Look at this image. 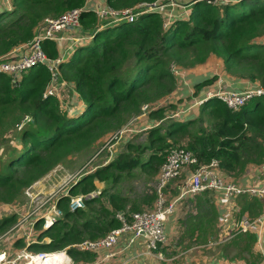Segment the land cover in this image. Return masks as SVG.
<instances>
[{"label":"trees","instance_id":"trees-1","mask_svg":"<svg viewBox=\"0 0 264 264\" xmlns=\"http://www.w3.org/2000/svg\"><path fill=\"white\" fill-rule=\"evenodd\" d=\"M8 1L6 8L0 0V58L25 46L46 18H56L73 8L80 9L77 34L85 39L72 46L55 71L59 81L75 90V106L63 105L67 100L64 92L62 101L54 94H45L52 72L44 63L23 70L17 79L0 72V146L9 142L6 133L20 126L18 140L7 147L5 161L0 162V203H18L26 187L72 155L99 145L127 126L142 112L143 105H150L151 119L163 117L166 106L156 105L178 88L173 66L194 69L216 58L227 74L264 85V0L215 4L200 0L191 6L188 18L177 17L165 28L156 12L143 13L133 21L106 24L85 0ZM139 1L152 0H105L116 9ZM42 48L48 58L59 56L56 40L43 39ZM216 79L217 74H212L194 82L192 95H199ZM171 104L178 107V114L168 118L163 131L162 127L147 125V141L127 139L123 150L73 181L68 187L70 195L98 190L96 181L105 187L96 196H86L84 206L74 211L69 209V196L60 197L57 204L63 210L62 217L45 228L38 221L37 240L27 245L28 250L66 248L75 262H93L95 253L68 246L102 237L118 227V213L129 220L132 212L154 207L155 187L146 185L142 194L132 198L120 193L116 183L136 169L156 181L172 147L192 151L197 161L192 168L215 160L216 169L235 180L248 167L263 163L264 94L250 98L237 110L211 96L199 104L194 102L198 112L193 115L181 114L187 106L184 102L180 105L173 100ZM30 122L33 126L27 125ZM214 196L211 189L201 191L194 212L178 219L177 243L182 248L208 242L214 236L219 217ZM236 198L240 214L245 209L251 215L262 210V200L256 196L243 193ZM15 216L0 218V230ZM233 234L227 244L234 245L236 257L244 264H256L261 255L252 251L255 236ZM19 242L17 239L16 244ZM165 248L163 245L160 250Z\"/></svg>","mask_w":264,"mask_h":264},{"label":"built area","instance_id":"built-area-1","mask_svg":"<svg viewBox=\"0 0 264 264\" xmlns=\"http://www.w3.org/2000/svg\"><path fill=\"white\" fill-rule=\"evenodd\" d=\"M85 0V5H86ZM200 0H152V1H139L132 6H126L121 8H112L109 5H98L95 10V15L99 20L106 21V24H112L121 20L133 21L137 19L141 14L146 12H156L162 17L163 27H167L175 18L183 17L187 9ZM207 3H223L229 0H202ZM189 12V14H190ZM189 17V15H188ZM73 26L78 30L80 26V9L73 8L65 12L64 14L56 18H46L43 25L35 32L31 40L23 47L28 48V52L15 59L0 58V72L11 75L13 79H17L19 74L23 71L37 65L44 63L52 72V80L45 89V94L56 95L60 101L63 100V94L59 87L68 85L65 81L61 82L56 77L55 73L57 64L62 60L60 58H48L46 52L42 48L43 39H53L57 42L60 41L58 32ZM85 37L82 34H72L67 37V41L72 45H76L83 41ZM173 72L179 77L181 71L177 67H172ZM63 83V85H62ZM264 94V85L253 84L251 86L237 89V88H225L218 87L216 90H208L203 98H200L196 103H201L205 98L211 96H217L228 107L233 110H237L246 101L256 95ZM146 109L147 105H143ZM142 106V108H143ZM178 113L176 112L175 115ZM130 128L125 126L118 132L114 133V136H122L126 131L130 132ZM197 161L190 149L185 147H172L166 155L164 162L160 165L157 177V199L154 207L147 208L140 211L132 212L130 219L126 220L123 213H118L117 217L121 221L118 227L112 228L104 236L96 239H83L78 242L70 244L68 247H73L80 251L96 252L100 248H106L107 251L103 252L98 259L111 258L115 253V245L121 233L125 230H130L132 238L139 235L146 237V248L149 253L158 256L163 259L164 254L160 250V247L165 245L166 235L164 232V221L167 214L172 210L173 203L166 201L163 195V189L167 186L171 179L178 176L183 170L187 169L190 174L184 181V186L180 189L179 196L184 194H195L207 189H221L226 197H231L239 194H249L257 197L264 198V161L261 164V170L263 171L262 180L258 184L241 185L236 183L232 179H224L216 172L217 163L213 160L209 164L195 166ZM33 190H32V189ZM25 196L29 200L30 207L21 212L18 220L10 226L2 234L5 235L10 232L13 234L16 230H20V237H23V244L16 254H9L4 250L0 251V264H38L36 260L42 258L49 252H33L27 249V245L37 240L36 224L39 221L41 227H48L53 224L58 218L63 215V210L58 206L57 202L63 195L69 196L68 206L71 211L77 208L83 207L84 199L87 195L78 194L70 195L69 188L66 183H63L56 191L46 192L37 186L26 187L24 190ZM20 209V208H19ZM264 220V209L261 214L256 217L249 218L242 216L238 221L234 223L235 232L247 231L250 228L258 229ZM13 231V232H12ZM61 252L65 254L66 262L68 264L71 261V256L66 251V248L61 249ZM96 258V260H98Z\"/></svg>","mask_w":264,"mask_h":264},{"label":"crops","instance_id":"crops-1","mask_svg":"<svg viewBox=\"0 0 264 264\" xmlns=\"http://www.w3.org/2000/svg\"><path fill=\"white\" fill-rule=\"evenodd\" d=\"M100 0H87L86 6L92 10L93 7L98 3ZM103 1L102 5H107L105 0ZM186 1V0H183ZM3 4L9 5L8 0H2ZM95 11V10H94ZM78 30L75 28H66L58 32V36L60 37L59 45L61 41L66 42L65 45L68 43V47L64 48L63 55L73 48L72 45L67 41V37L69 35L77 33ZM87 39V38H86ZM262 41H264V36L262 37ZM64 45V46H65ZM28 52L27 47H20L12 50L9 54L5 55L4 57L8 59H15L19 56L24 55ZM65 57V56H64ZM215 58L209 59L204 65L194 69H179L181 71V75L178 77V90L180 89V93H185L189 89L192 90V84L197 81V76H205L204 78L211 76L212 74H217V79L215 82L211 83L210 85H206L205 93L203 97L206 95L208 90H216L218 87H225V88H237L242 89L248 86H251L255 83L250 82L246 79L236 78L233 77L222 70V64L220 61L217 63L214 61ZM215 62L216 64H213ZM200 70V71H199ZM203 90H200L202 92ZM183 94L180 96L187 103L189 98L183 97ZM194 96V95H193ZM202 97V98H203ZM76 92L73 93V100L74 104L77 101ZM200 99L197 98L195 101L191 103V106H186L185 110L181 109V114H196L198 112L197 105L194 104L196 101ZM197 106V107H196ZM183 107V106H182ZM193 112V113H190ZM144 123H139V121L135 124L133 128L142 127ZM130 128V126H128ZM131 129V128H130ZM216 172L222 176L224 179L230 180L232 179L236 183L241 185H250V184H258L262 180L263 171L261 170V165H253L248 167L244 171V173L240 176L238 180L233 179L232 177H227L220 173L219 170L216 169ZM49 173V172H48ZM184 174V179L181 183L178 184L174 183V179L167 184L165 187V194L166 201L172 202L173 207L172 210L167 214L166 219L164 221V232L166 235V242H165V250L166 253L162 250L164 254V258L161 259L158 256H155L148 252L146 248V237L144 235H139L137 237L132 238V233L130 230H125L121 233L118 242L116 243L114 249L115 253L111 258L108 259H98L103 252H106V248H100L96 252L95 260L93 262H87L82 264H244V260L240 257H236L235 255V248L233 244L229 243L232 238L235 236L233 232L235 231L234 223L238 221L242 216H257L262 213L264 209V198L258 197L262 200V210L257 212L256 214L251 215L250 210H244L243 213H239V204L236 203V196L234 195L231 197H226L224 192L221 189H212L215 193L214 201L215 207L218 211V224L217 228L215 229L214 236L208 240V242L203 243H193L191 246L187 248H182L180 244L177 243L178 238V229H179V218L185 217L186 214L190 212H194L195 209V202L197 197H200L201 192L195 194H184L179 196L180 189L184 186V181L187 176L190 174V171L185 169L180 174ZM180 174L178 176H180ZM46 175V174H45ZM44 175V176H45ZM177 176V177H178ZM41 177L38 179L36 184L37 187L41 188ZM257 197V196H256ZM6 204H0L1 208H4ZM21 212L23 211V207L19 209ZM15 212V211H14ZM12 212V214L14 213ZM17 213V211L15 212ZM5 215H10L9 213H2L0 218ZM2 216V217H1ZM184 219V218H183ZM13 232V231H12ZM4 232L0 234V241L8 236L9 238L6 240L5 243H0V251H6L9 254H16L18 250L21 248L23 244V237H20V230H16L13 234L7 233L2 236ZM252 233L255 236V240L253 242L252 251L254 253L258 252L261 255L260 260L256 264H264V220L261 224V227L258 229L250 228L247 231L237 232V234ZM38 237V236H36ZM17 239L20 241L19 244H16ZM58 253V252H57ZM59 254V253H58ZM60 255V254H59ZM246 255H249L247 252ZM61 257V256H60ZM96 258L98 260H96ZM60 264L65 263L66 257L62 258ZM45 261V260H43ZM48 264H52L51 262L45 261ZM68 264H81L77 263L72 260Z\"/></svg>","mask_w":264,"mask_h":264},{"label":"rangeland","instance_id":"rangeland-1","mask_svg":"<svg viewBox=\"0 0 264 264\" xmlns=\"http://www.w3.org/2000/svg\"><path fill=\"white\" fill-rule=\"evenodd\" d=\"M102 4H103V1L101 0L98 1L95 7H93L94 10L97 9L98 5H102ZM3 7L7 8V6L4 4H3ZM189 12H190V9H187L185 11L184 16L186 18H188ZM65 43L66 42L61 41L60 45L58 44L60 48H59V56H57V58L64 57L67 55V51L63 55L64 53L63 49L68 47V43L67 45H65ZM214 61L217 63L218 59L215 58ZM215 62H212V63L216 64ZM204 77L205 76L198 75L196 78H197V81H200L204 79ZM61 82L63 81L61 80ZM205 88L206 87L204 86L201 89L203 91L200 92L199 95H196V96L192 95V90L190 89L186 91L184 94L180 93L181 92L180 89L179 90L176 89L173 94L165 97L161 102H159L156 105V106H166L165 115L161 118L151 119L148 116V109L150 108V105H147L148 108L146 109H144V106H143L141 110L142 112L139 115L132 117L127 123V126H130L131 128L130 132L126 131L120 137L114 136L115 134H113L109 136L104 142L102 140V142L99 145H96L87 151L76 153L72 155L70 158H68L65 162L56 165L53 169L49 171V173H47L41 179L40 181L41 183H39L41 185V188L46 193L49 191H56L59 188V186H61L63 183H66V186L69 187L72 185L73 181L75 182V180L78 177L84 174V171H92L94 168L99 167L100 165H103L110 157H113L118 151L123 150L127 139L132 142H141V143L147 141L148 133L146 130L149 125L151 126L154 125V127H157V126L162 127V131H163L167 125L168 118L171 115H175L174 113L177 112L176 109L178 107L171 104L173 100H175V102L181 105L184 102L183 98L178 99V97H180L183 94V97L189 98L187 100V103L185 104L188 106L191 104V102L195 101V99L203 97L205 93V90H204ZM59 90H61L62 93L64 92L67 95L66 96L67 100H65V103L63 104L64 106H69L74 103V100L72 98H73V93L75 92V90L72 87H70L69 85H63L62 89L61 87H59ZM63 99H64V96H63ZM138 121L139 123L145 122V124L142 125V127H138L136 125V127L133 128ZM27 125L33 126L31 122L28 123ZM19 128L20 126L14 127L12 129L13 133L12 132L6 133V137L10 139H9V142H6L7 143L6 145H3V147L2 145L0 146V162L5 161V155H6L5 150L7 149V147L11 145L13 140H18L16 137H17V132H19ZM147 153L148 151L145 152V155H147ZM134 172L135 173L133 175L125 176L116 183V187L118 188L120 193L124 195H129L132 198H135V197H138L140 194L144 192V190L147 189L146 185H151L156 188L157 180L156 181L153 179L151 180V178L148 177L147 173L143 172L140 169H136ZM173 179H174V183L176 184H178V182L181 183V181L184 179V174L182 173L180 174V176L178 177L176 176ZM98 182L96 181L98 185V190H94V191L87 193L90 197L98 195L99 192L103 190V188L105 187L102 183H98ZM36 185H38V183L36 184V182H34L33 186L35 187ZM75 195H78V194H75ZM163 195L166 196L164 192H163ZM0 204H4V203H0ZM22 207H25V209L30 207L29 200L25 196V193H22V196L20 197V200L18 203L6 204L4 205V208H1L0 206V215L5 212L12 214V212L17 211V213L14 212L16 215L14 221L5 225L0 230V234L4 232L5 230H7L10 226H12L18 220L21 214V211L19 210V208H22ZM8 238L9 237L6 236L0 241V243H5ZM181 249H182V246H181ZM56 251H61V249L56 250ZM164 252L166 253V251Z\"/></svg>","mask_w":264,"mask_h":264},{"label":"bare ground","instance_id":"bare-ground-1","mask_svg":"<svg viewBox=\"0 0 264 264\" xmlns=\"http://www.w3.org/2000/svg\"><path fill=\"white\" fill-rule=\"evenodd\" d=\"M55 252V253H54ZM60 254V256L62 257V258H64L65 257V254L64 253H62L61 251H52V252H49V253H47L46 255H44L42 258H38L37 260H36V263H38V264H43V263H46L45 261H48V262H51L52 264H60V262H61V258H60V256L58 255V253ZM43 260H45V261H43ZM29 264V263H28Z\"/></svg>","mask_w":264,"mask_h":264},{"label":"water","instance_id":"water-1","mask_svg":"<svg viewBox=\"0 0 264 264\" xmlns=\"http://www.w3.org/2000/svg\"><path fill=\"white\" fill-rule=\"evenodd\" d=\"M224 3V2H223ZM69 28H73V26H70ZM28 119V117L26 116L24 119H23V122L26 121Z\"/></svg>","mask_w":264,"mask_h":264},{"label":"clouds","instance_id":"clouds-1","mask_svg":"<svg viewBox=\"0 0 264 264\" xmlns=\"http://www.w3.org/2000/svg\"><path fill=\"white\" fill-rule=\"evenodd\" d=\"M128 127V126H127Z\"/></svg>","mask_w":264,"mask_h":264}]
</instances>
